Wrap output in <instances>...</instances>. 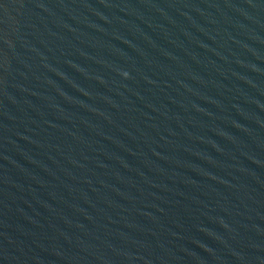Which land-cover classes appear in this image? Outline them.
<instances>
[{"label": "water", "instance_id": "water-1", "mask_svg": "<svg viewBox=\"0 0 264 264\" xmlns=\"http://www.w3.org/2000/svg\"><path fill=\"white\" fill-rule=\"evenodd\" d=\"M0 264H264V0H0Z\"/></svg>", "mask_w": 264, "mask_h": 264}]
</instances>
